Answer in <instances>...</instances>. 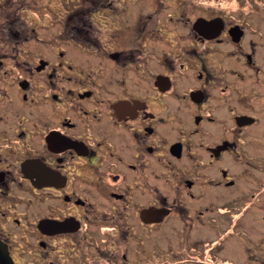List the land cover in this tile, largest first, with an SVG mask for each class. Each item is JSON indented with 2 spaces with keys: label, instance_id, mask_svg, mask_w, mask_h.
Returning a JSON list of instances; mask_svg holds the SVG:
<instances>
[{
  "label": "flooded vegetation",
  "instance_id": "af4514ba",
  "mask_svg": "<svg viewBox=\"0 0 264 264\" xmlns=\"http://www.w3.org/2000/svg\"><path fill=\"white\" fill-rule=\"evenodd\" d=\"M260 10L0 0V264L263 262Z\"/></svg>",
  "mask_w": 264,
  "mask_h": 264
},
{
  "label": "rangeland",
  "instance_id": "374dc122",
  "mask_svg": "<svg viewBox=\"0 0 264 264\" xmlns=\"http://www.w3.org/2000/svg\"><path fill=\"white\" fill-rule=\"evenodd\" d=\"M255 14H257V13H255ZM258 14H261L264 16V10H260V12H258ZM259 234H262V236H264V229L261 232H259L257 235H259ZM262 246H263L262 248H264V243ZM254 249H255L254 247L251 248V250H254ZM257 252H260V255L262 254L264 257V250H263V253H261V251H259V249L257 248ZM232 258L235 260V264H241V262L238 259H235L234 257H232ZM248 264H264V261L263 262H255V263L249 262Z\"/></svg>",
  "mask_w": 264,
  "mask_h": 264
},
{
  "label": "water",
  "instance_id": "95a60500",
  "mask_svg": "<svg viewBox=\"0 0 264 264\" xmlns=\"http://www.w3.org/2000/svg\"><path fill=\"white\" fill-rule=\"evenodd\" d=\"M7 264H12L11 262H8Z\"/></svg>",
  "mask_w": 264,
  "mask_h": 264
}]
</instances>
